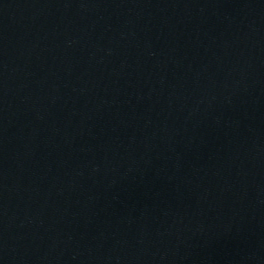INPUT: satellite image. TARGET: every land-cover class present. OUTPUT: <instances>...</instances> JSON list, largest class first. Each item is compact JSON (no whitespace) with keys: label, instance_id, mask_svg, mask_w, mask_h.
I'll return each mask as SVG.
<instances>
[{"label":"water","instance_id":"1","mask_svg":"<svg viewBox=\"0 0 264 264\" xmlns=\"http://www.w3.org/2000/svg\"><path fill=\"white\" fill-rule=\"evenodd\" d=\"M0 264H264V0H0Z\"/></svg>","mask_w":264,"mask_h":264}]
</instances>
